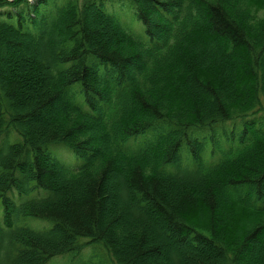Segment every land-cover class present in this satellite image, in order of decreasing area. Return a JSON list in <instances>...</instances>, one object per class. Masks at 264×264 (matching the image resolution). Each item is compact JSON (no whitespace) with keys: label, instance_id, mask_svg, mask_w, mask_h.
Returning a JSON list of instances; mask_svg holds the SVG:
<instances>
[{"label":"trees","instance_id":"trees-1","mask_svg":"<svg viewBox=\"0 0 264 264\" xmlns=\"http://www.w3.org/2000/svg\"><path fill=\"white\" fill-rule=\"evenodd\" d=\"M58 257L264 264V0H0V264Z\"/></svg>","mask_w":264,"mask_h":264},{"label":"rangeland","instance_id":"rangeland-1","mask_svg":"<svg viewBox=\"0 0 264 264\" xmlns=\"http://www.w3.org/2000/svg\"><path fill=\"white\" fill-rule=\"evenodd\" d=\"M128 9V8H127ZM129 19L128 20H126L127 21V23H128V25L130 26V28L134 31V32H136V33H138V34H143V28H142V25L136 20V18H135V16H129L128 17ZM220 46H222V45H220ZM16 56V54L14 53L13 54V57H15ZM16 58V57H15ZM29 64L30 63H28V64H24V66H22V67H19L18 65V67L17 68H13L12 67V65H10L9 67L10 68H12V70H17L16 72H19V73H25V71L27 70V69H29L28 67H29ZM31 65V64H30ZM38 223H44L45 225H46V222H43V221H37ZM168 241H172L171 242V244L170 245H172L173 247L174 246H176L175 245V241H173L172 239L171 240H168ZM96 250L97 249H95V247L93 246V245H88V246H86L83 250H82V252L78 255V256H76L75 258H77V260L79 259V258H82V257H86V256H88V255H92V256H94L95 255V253H93V251H95L96 252ZM96 256V255H95ZM59 258H62V257H58V258H55L54 260H52V261H50V262H48V263H46V264H66V263H69L68 261L67 262H64V260L62 261L61 259H59Z\"/></svg>","mask_w":264,"mask_h":264}]
</instances>
